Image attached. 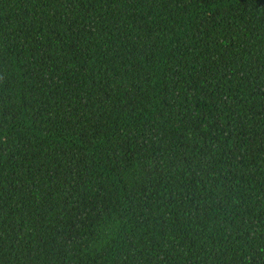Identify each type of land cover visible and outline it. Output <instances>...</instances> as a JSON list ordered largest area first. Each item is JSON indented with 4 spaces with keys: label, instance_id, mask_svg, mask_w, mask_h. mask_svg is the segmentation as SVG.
I'll return each instance as SVG.
<instances>
[{
    "label": "trees",
    "instance_id": "1",
    "mask_svg": "<svg viewBox=\"0 0 264 264\" xmlns=\"http://www.w3.org/2000/svg\"><path fill=\"white\" fill-rule=\"evenodd\" d=\"M0 264H264V0H0Z\"/></svg>",
    "mask_w": 264,
    "mask_h": 264
}]
</instances>
